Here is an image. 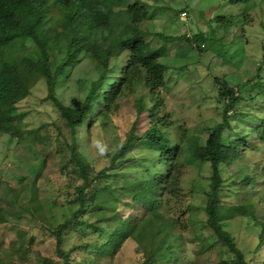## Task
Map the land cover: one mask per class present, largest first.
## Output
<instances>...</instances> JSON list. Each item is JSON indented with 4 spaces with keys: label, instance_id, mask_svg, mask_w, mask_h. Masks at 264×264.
Returning <instances> with one entry per match:
<instances>
[{
    "label": "rangeland",
    "instance_id": "1",
    "mask_svg": "<svg viewBox=\"0 0 264 264\" xmlns=\"http://www.w3.org/2000/svg\"><path fill=\"white\" fill-rule=\"evenodd\" d=\"M129 1H142L148 6L147 17L139 27L147 32L146 40L152 45H162L164 41L160 35L181 37L186 33L202 32L211 38L212 48L201 53L184 41L169 42L165 55L159 59L167 70L164 87L158 91L171 121V125L160 123L157 126L164 136L162 146L142 138L153 123L147 111L138 113V100L142 97L148 108L153 104L149 99L150 88L141 82L117 99L119 109L116 111H102L103 98L98 102L97 112L91 119L95 124H87L77 131L79 151L96 173L104 171L112 165L133 131L137 140L120 157L114 170L104 175L100 184L113 180V187L130 192L132 181L147 179L150 172L164 175L175 171L170 187L173 193L165 192L159 197L160 212L177 222L172 234L183 237L178 255L171 264H235L234 255L216 242L204 226L212 175L209 158L190 164L184 161L189 153L182 148L205 146L211 130L223 121L228 101L221 98L215 84L217 79L225 80L231 89H240L243 97L237 106L240 115L236 114V109H229L233 129L225 131V145L229 137L244 133L245 127L256 125L264 118V0H244L236 5L229 4V0ZM183 12L188 15L183 17ZM230 14L237 15L234 25L222 26L223 23L215 20ZM218 46L223 49L219 53L215 51ZM48 53L54 72L66 53L54 48H49ZM119 61L113 58L111 62L115 65ZM69 73L60 78L56 95L64 105L76 108L98 79V70L95 63L84 57ZM121 73L122 70H118L112 76L113 81L106 90L114 87L123 76ZM23 91L27 96L17 106L19 114L24 116L23 136L0 131V214L5 220L0 224V264H42L41 258L62 264L53 232L71 220L63 243L64 252L71 256L70 264H142L145 251L135 240H125L116 252L111 247L105 249L113 230L104 225L109 232L100 235L91 226L96 223H92L95 220L89 215L73 219L79 208L77 189L83 183L71 158L70 146L75 137L48 99L49 90L44 79L30 88L24 87ZM250 95L253 100L249 99ZM159 113L165 115L162 111ZM35 133H38L37 139ZM251 141L258 145L256 150L244 145L237 162L220 166L224 181L221 196L224 204L230 206L249 204L251 199L256 218L264 224V143L256 138ZM168 145L173 151L177 150V155L171 156L165 164L161 162V152ZM177 171L179 176L175 178ZM253 172L259 175L254 192L238 183L241 175ZM124 202L126 205L122 206L120 214L126 215V221L138 223L151 212L144 209L143 203L134 205L129 196L124 197ZM80 220L86 224L75 226ZM224 229L248 264H264V246L258 250L260 225L237 217L225 221Z\"/></svg>",
    "mask_w": 264,
    "mask_h": 264
},
{
    "label": "trees",
    "instance_id": "2",
    "mask_svg": "<svg viewBox=\"0 0 264 264\" xmlns=\"http://www.w3.org/2000/svg\"><path fill=\"white\" fill-rule=\"evenodd\" d=\"M243 1L229 0V4L236 5ZM126 5L127 7L123 8ZM148 12V6L142 1L130 3L129 0H0V131L11 136H23L24 116L19 114L17 106L27 96L23 91L24 87L30 88L39 79H44L49 90L48 99L66 120L75 137L70 146L71 158L79 170L78 174L83 183L77 189L79 208L73 219L78 218V215L82 218L89 215L95 220L92 223L97 225L91 226L96 228L100 235H107L109 232L105 230L104 225L110 228V231L113 230L105 249L111 247L116 252L125 240L131 238L141 244L145 251V261L142 264H171L178 255L177 251L183 237L176 233L172 234L177 222L171 217L165 218L160 212L159 197L165 192L173 193L170 187L174 181L175 171H169L164 175L158 171L150 172L151 174H147L149 178L147 176V179L132 181L130 192L119 190L115 185L113 187V180H106L104 181L106 184L101 185L100 181L104 175L114 170L120 157L129 151L137 138L131 131L128 140L120 148V153L112 160V165L97 173L79 151L76 139L79 129L90 123L95 124L91 119L97 112L95 106L102 98L104 104L102 111H116L119 109L117 99L142 82L145 87L150 88L149 99L153 104L148 108L142 97L138 100V113L147 111L151 124L153 123L142 138L158 147L162 146L164 136L157 126L160 123L164 126L171 125V121L158 91L164 87L167 70L159 59L165 55L169 42L184 41L201 53L208 51L212 46L209 44L211 38L202 32H193L192 35L186 33L181 37L160 35L164 41L162 45H152L146 40L147 32L139 27ZM236 16L230 14L216 17L215 20L223 23L222 26L228 24L226 26L228 27L236 23L238 19ZM120 24L123 28H120ZM49 48L66 53L54 72L49 65ZM222 50L219 46L215 49L217 53ZM84 57L96 64L98 79L91 84L85 100L78 107L72 108L60 102L56 95V87L60 78L70 74L73 65ZM113 58H119V63L112 65ZM118 70H122L123 76L114 87L106 90V86L113 81L112 76L116 75ZM109 74L112 75L109 77ZM215 84L221 98L228 101L223 111V121L211 130L205 146L192 147L190 150L182 148L189 153L185 155L184 161L191 164L209 158L212 175L210 191L207 193L204 226L210 230L216 242L226 246L234 255L235 264H248L230 233L224 229V222L245 217L260 225L258 250L264 246V224L256 218L255 205L251 199L248 200L249 204L232 206L224 204L221 196L224 181L220 166L237 162L241 158L244 145L248 144L252 150H256L258 145L256 142L253 143L252 139L256 138L264 143V118L256 125L245 127L244 133L229 137L228 144L225 145L224 133L233 129L229 109H236V114L240 115L237 106L243 97L239 94L240 89L229 88L225 80L217 79ZM249 97L250 100L254 99L251 95ZM160 111L165 115L162 116ZM36 134L38 133H35V139ZM176 155L177 150L173 151L168 145V148L161 152V162L168 164V159L171 156L175 158ZM262 174L264 177V172ZM178 176L177 171L175 178ZM258 177L256 172L247 173L240 176L238 183L247 185L254 192ZM128 196L134 205L143 203L144 209L151 211L138 223L126 221V215L120 214L122 206L126 205L124 197ZM4 221L0 214V224ZM72 221L58 226L53 232L62 264H70L71 256L64 252L63 243L64 232ZM84 224L85 221L80 220L74 225ZM198 236L203 238L201 234ZM40 260L42 264H53L50 259Z\"/></svg>",
    "mask_w": 264,
    "mask_h": 264
},
{
    "label": "clouds",
    "instance_id": "3",
    "mask_svg": "<svg viewBox=\"0 0 264 264\" xmlns=\"http://www.w3.org/2000/svg\"><path fill=\"white\" fill-rule=\"evenodd\" d=\"M183 14H185V15H183ZM182 16H183V17H186V16H187V15H186V12H183V13H182Z\"/></svg>",
    "mask_w": 264,
    "mask_h": 264
},
{
    "label": "built area",
    "instance_id": "4",
    "mask_svg": "<svg viewBox=\"0 0 264 264\" xmlns=\"http://www.w3.org/2000/svg\"><path fill=\"white\" fill-rule=\"evenodd\" d=\"M183 15H185V14H183Z\"/></svg>",
    "mask_w": 264,
    "mask_h": 264
}]
</instances>
